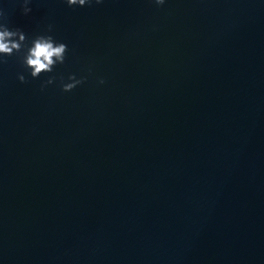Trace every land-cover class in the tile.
<instances>
[{"label": "water", "instance_id": "1", "mask_svg": "<svg viewBox=\"0 0 264 264\" xmlns=\"http://www.w3.org/2000/svg\"><path fill=\"white\" fill-rule=\"evenodd\" d=\"M24 7L0 0L26 35L0 53V264H264V0ZM38 35L68 51L33 78Z\"/></svg>", "mask_w": 264, "mask_h": 264}, {"label": "clouds", "instance_id": "2", "mask_svg": "<svg viewBox=\"0 0 264 264\" xmlns=\"http://www.w3.org/2000/svg\"><path fill=\"white\" fill-rule=\"evenodd\" d=\"M68 5L71 6H85L90 4L92 0H66ZM96 3H102V0H95ZM29 0H24V13L28 14L31 12V8L27 7ZM3 16V13L0 12V17ZM0 53L5 54V56H11L14 54L13 49H16V52L22 50L21 44L12 39V37L19 36L20 41L25 40V34L21 30H9L6 25L0 24ZM48 31H52V26L49 25ZM26 44L23 46L25 47ZM68 51V46L65 43H58L54 40L51 35H38L33 41L32 46L28 48L26 55L23 58V63L26 68H30L31 76L33 78H38L42 73H50L53 71L57 63L63 64L65 61V56ZM15 52V53H16ZM56 58L54 61L53 58ZM0 63H7L6 60H0ZM19 80L22 83H26L27 80L24 75L19 76ZM71 83H66L63 85V90L68 92L76 88L79 84H82L83 79H77L75 75L69 77ZM55 78L50 77L45 84L54 83ZM101 83L104 81L101 80Z\"/></svg>", "mask_w": 264, "mask_h": 264}]
</instances>
